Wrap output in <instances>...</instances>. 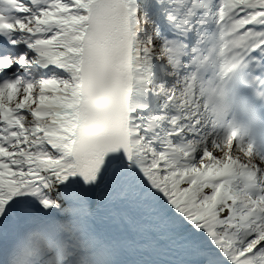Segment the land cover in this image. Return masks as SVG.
<instances>
[{
    "label": "snow or ice",
    "instance_id": "snow-or-ice-1",
    "mask_svg": "<svg viewBox=\"0 0 264 264\" xmlns=\"http://www.w3.org/2000/svg\"><path fill=\"white\" fill-rule=\"evenodd\" d=\"M262 167L264 0H0V264H264Z\"/></svg>",
    "mask_w": 264,
    "mask_h": 264
},
{
    "label": "rangeland",
    "instance_id": "rangeland-1",
    "mask_svg": "<svg viewBox=\"0 0 264 264\" xmlns=\"http://www.w3.org/2000/svg\"><path fill=\"white\" fill-rule=\"evenodd\" d=\"M235 155H238V156H239V159H240L242 162H245V163H247V162H248V158H245V157H243V156L241 155V153H236ZM241 157H243V158H244V160H243V159H241Z\"/></svg>",
    "mask_w": 264,
    "mask_h": 264
},
{
    "label": "bare ground",
    "instance_id": "bare-ground-1",
    "mask_svg": "<svg viewBox=\"0 0 264 264\" xmlns=\"http://www.w3.org/2000/svg\"><path fill=\"white\" fill-rule=\"evenodd\" d=\"M242 158H243V157H241V159H242ZM249 162H251V164H253V163H254V161H253V160H251V161L249 160Z\"/></svg>",
    "mask_w": 264,
    "mask_h": 264
}]
</instances>
